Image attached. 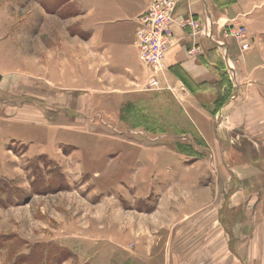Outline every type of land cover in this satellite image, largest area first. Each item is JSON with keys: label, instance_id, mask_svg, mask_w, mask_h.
I'll use <instances>...</instances> for the list:
<instances>
[{"label": "rangeland", "instance_id": "374dc122", "mask_svg": "<svg viewBox=\"0 0 264 264\" xmlns=\"http://www.w3.org/2000/svg\"><path fill=\"white\" fill-rule=\"evenodd\" d=\"M98 1L121 0H0V264H264V50L220 22L227 61L177 17L210 73L166 66L170 41L150 90Z\"/></svg>", "mask_w": 264, "mask_h": 264}, {"label": "crops", "instance_id": "0c3cea01", "mask_svg": "<svg viewBox=\"0 0 264 264\" xmlns=\"http://www.w3.org/2000/svg\"><path fill=\"white\" fill-rule=\"evenodd\" d=\"M126 0H121L120 3L117 1V3H113L112 6H108L105 4H101L102 1H98L96 4L97 7H95V15L99 11V24L98 29L100 30V37L101 41H104L103 32L104 35L108 38L106 41H134L133 48L135 50V56L136 60H134L135 64L141 63L138 50L136 47V29L137 24L135 23V20L138 16H140L142 13H144L149 5L151 4L152 0H129L131 3L130 5L125 4ZM128 1V2H129ZM254 3L262 2L260 0H251ZM247 0H232L231 3L225 8V12L218 11L215 13L214 6L215 3L212 0H199V3L190 4L188 0H179L178 7L176 10V17H188L190 15L194 16L196 19H200L203 23H212V28L210 30V35L212 37L206 36L207 40L211 42L212 45L219 48L220 50L223 49L225 52V59L227 61L231 60L230 58V46L225 42L223 39V30H221V27L219 26V23L222 22L224 24L226 23H232L231 21L237 20L240 21L243 19L245 20L249 31L252 34L254 44L256 46L257 50H264V8H261L262 11L257 12L256 14L253 13V7L252 5L246 4ZM221 13L220 16H216V14ZM112 16L116 20V24H118L120 29V34L117 36L115 35L112 38V33L109 35V29L108 32L106 31V27H103V17L104 16ZM97 16V15H96ZM102 16V17H101ZM98 18V16H97ZM220 18V19H219ZM213 19V20H212ZM218 24V27H217ZM123 25H126V28L124 30ZM114 28V27H112ZM133 32L132 36L128 37L127 32ZM126 33L127 38H124V33ZM122 33V35H121ZM215 36V37H214ZM193 45V40L191 36V29L186 28H180V27H174V39L171 49L169 50L167 54L166 59V66L171 65H181L187 73L191 75L192 78H194L195 82H203L207 80V77L210 73L211 69H208L209 67H206L207 64H211L212 62L209 60L208 53L205 52L206 49L209 48V45L206 44L205 41L201 39L200 45L203 48L204 51V57L201 59H196L195 57H190L189 50L191 49ZM190 58H189V57ZM202 57V56H200ZM252 57V56H251ZM195 58V59H194ZM199 58V57H198ZM133 59V58H132ZM131 59V61H132ZM194 61H191V60ZM209 64V65H210ZM206 68H205V67ZM227 71L231 74L232 79L234 80V83L236 85H240L241 88V81H240V73L237 69L234 68L232 65L231 67L227 65ZM134 74V73H132ZM166 79V78H165ZM233 104H229L219 113L221 117L224 119L225 115H228V112L230 113L233 110ZM229 106V107H228ZM256 106V105H254ZM195 116L198 117L197 122L199 123L200 119L197 114ZM222 120V119H221ZM224 120L222 121L221 126H223ZM219 132V131H218ZM209 133V132H206ZM209 135H212V133H209ZM204 136H206L204 134ZM213 136V135H212ZM208 137V136H207ZM219 140H223L221 136L218 137ZM214 140V138H213ZM211 253H216V246L215 244H211Z\"/></svg>", "mask_w": 264, "mask_h": 264}, {"label": "built area", "instance_id": "2783aa9c", "mask_svg": "<svg viewBox=\"0 0 264 264\" xmlns=\"http://www.w3.org/2000/svg\"><path fill=\"white\" fill-rule=\"evenodd\" d=\"M176 0H152L148 9L136 18V47L142 64L151 69V75L148 80L150 90H160L162 82L164 60L169 49L170 41H173V25L177 24L181 28L191 29V36L197 41L200 31V25L194 18H177L175 15ZM239 22L224 24V29H229L231 35H235L238 41L246 38L248 34L243 25L237 27ZM204 34L211 37L210 30L212 23H204ZM245 31V33L243 32ZM248 31V30H247ZM243 32V34L241 33ZM212 39V37H211ZM201 45L196 44L189 50L190 55H195L200 50ZM248 43L241 46L242 50H247ZM164 88H166L164 86Z\"/></svg>", "mask_w": 264, "mask_h": 264}, {"label": "bare ground", "instance_id": "6f19581e", "mask_svg": "<svg viewBox=\"0 0 264 264\" xmlns=\"http://www.w3.org/2000/svg\"><path fill=\"white\" fill-rule=\"evenodd\" d=\"M213 20V19H212ZM215 37V36H214ZM230 61V60H229ZM232 63V62H231Z\"/></svg>", "mask_w": 264, "mask_h": 264}]
</instances>
